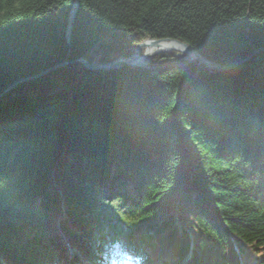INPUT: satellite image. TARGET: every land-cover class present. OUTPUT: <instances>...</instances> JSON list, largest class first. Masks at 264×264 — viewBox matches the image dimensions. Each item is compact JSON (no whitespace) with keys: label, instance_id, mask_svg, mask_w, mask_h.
Instances as JSON below:
<instances>
[{"label":"trees","instance_id":"trees-1","mask_svg":"<svg viewBox=\"0 0 264 264\" xmlns=\"http://www.w3.org/2000/svg\"><path fill=\"white\" fill-rule=\"evenodd\" d=\"M145 40L232 68L77 62ZM21 80L0 98V264H110L105 237L136 264H264V0H0V94Z\"/></svg>","mask_w":264,"mask_h":264},{"label":"water","instance_id":"water-1","mask_svg":"<svg viewBox=\"0 0 264 264\" xmlns=\"http://www.w3.org/2000/svg\"><path fill=\"white\" fill-rule=\"evenodd\" d=\"M73 15H74V10L71 12V16L69 18V22L72 21ZM162 42L169 43L173 47H170V49L163 50V52L155 53L153 55V57L156 56V55H159V54L175 51V52H179V53L184 54L187 58H189V62H192V61L196 60V61H198L199 63L203 64L205 67L209 68L212 71L224 72V71H227L230 68H232V66H221L219 64L211 63V62L203 59L202 57H200L198 54H196L191 49L190 46H188V45H186L184 43L178 42V41H174V40H160V41L145 40V41H142L141 43H139L138 45H136L134 47L133 54H132V56L130 58H128V59H119V60L114 61V62H112L110 64H107V65L99 64L97 62L89 64V63L85 62L84 60H77V62L81 63L85 67V69H87V70L101 71V72L109 71V70H115V69H118V68L123 67V66H128V67H132V68H145L146 65L141 66V65L135 64V61L138 58H134V52L138 48H142V47H145L147 45H151L153 47H157ZM177 47H181V49H178ZM152 58H151V60H152ZM45 73L46 72L40 74L39 76H41V75H43ZM34 78H36V77H34ZM20 82H23V80H21L19 82H16L15 84L9 86L6 90L3 91L2 94H0V98H2L3 95H5L8 91H10L14 85H16V84H18Z\"/></svg>","mask_w":264,"mask_h":264},{"label":"bare ground","instance_id":"bare-ground-1","mask_svg":"<svg viewBox=\"0 0 264 264\" xmlns=\"http://www.w3.org/2000/svg\"><path fill=\"white\" fill-rule=\"evenodd\" d=\"M170 47H173V46H171L169 43L162 42L157 47L147 45L145 47L138 48L134 52V58H138L136 59L135 64L141 65V66L146 65L151 60V58L153 57L155 53L163 52V50L170 49ZM177 48L181 49V47H177Z\"/></svg>","mask_w":264,"mask_h":264},{"label":"rangeland","instance_id":"rangeland-1","mask_svg":"<svg viewBox=\"0 0 264 264\" xmlns=\"http://www.w3.org/2000/svg\"><path fill=\"white\" fill-rule=\"evenodd\" d=\"M155 57V56H154ZM151 62V61H150ZM150 62H148V64H146V66H145V68L147 67V68H149V63ZM119 207V206H118ZM117 211H119V209L118 208H116V209H114V208H109V209H107L105 212H104V214H105V216L107 217V218H111L112 220H115V217H116V212ZM120 215V214H119ZM117 216H118V214H117ZM111 249H114V247H111ZM116 251L117 252H121V249H116ZM107 253H109L110 252V249H107V251H106ZM114 252V251H113ZM127 255V254H126ZM126 264H129V263H126Z\"/></svg>","mask_w":264,"mask_h":264}]
</instances>
